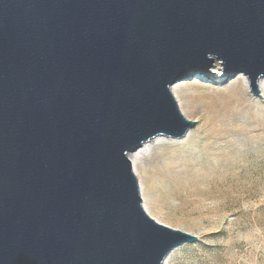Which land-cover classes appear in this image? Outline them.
<instances>
[{"label":"water","instance_id":"1","mask_svg":"<svg viewBox=\"0 0 264 264\" xmlns=\"http://www.w3.org/2000/svg\"><path fill=\"white\" fill-rule=\"evenodd\" d=\"M244 74L264 0H0V264H165L195 235L144 209L130 155L195 127L172 87Z\"/></svg>","mask_w":264,"mask_h":264},{"label":"rangeland","instance_id":"2","mask_svg":"<svg viewBox=\"0 0 264 264\" xmlns=\"http://www.w3.org/2000/svg\"><path fill=\"white\" fill-rule=\"evenodd\" d=\"M211 73L216 78L199 75L178 83L180 97L196 93L227 95L239 87L236 80L242 74L233 79L221 77L220 61L215 60ZM244 93L247 110L235 121L226 122L227 127L240 129V133L217 142L213 152L204 156L208 163L202 182L173 181L164 172L173 153L183 151L181 141L161 139L146 157L149 188L150 183L155 185L151 191L155 212L151 217L199 238L195 244L176 249L165 264H264V91L260 90L261 98L250 89ZM184 116L195 122L189 131H196L198 118L188 113ZM201 142L194 134L190 148L197 156L194 170H201ZM220 153L228 154L230 162H217Z\"/></svg>","mask_w":264,"mask_h":264},{"label":"bare ground","instance_id":"3","mask_svg":"<svg viewBox=\"0 0 264 264\" xmlns=\"http://www.w3.org/2000/svg\"><path fill=\"white\" fill-rule=\"evenodd\" d=\"M236 81L239 82V87L227 95L218 94L216 96H209L204 93H196L189 98H183L179 95L180 85L176 84L172 87L173 95L177 99L182 113H188L191 117H196L199 120V127L196 131H188L184 138L177 140L182 142L179 146L183 151L173 153L171 162L164 169V172H168L173 181L183 182L184 180H188L190 182H202L205 179L203 170L208 163L204 156L207 153L213 152L217 142L228 138L230 135H238L240 133V129L227 127L226 122L229 120L235 121L238 114L247 110L248 106L244 104V99L246 98L244 91L245 89H249L250 86L249 78L244 74ZM258 85L259 89L264 91V76L259 78ZM234 104L238 106L236 107ZM194 134L199 135L202 140L201 145L203 149L199 155L201 170L193 169V165L197 160V156L190 151ZM165 138L159 136L130 155L133 170L138 178L143 207L150 216H153L155 212L151 197V191L155 188V185L150 183L149 188L144 162L147 155L156 148V143ZM216 161L229 163L230 156L226 153H220Z\"/></svg>","mask_w":264,"mask_h":264}]
</instances>
